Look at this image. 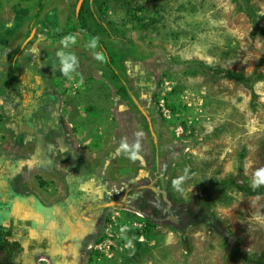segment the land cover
<instances>
[{
    "label": "rangeland",
    "instance_id": "374dc122",
    "mask_svg": "<svg viewBox=\"0 0 264 264\" xmlns=\"http://www.w3.org/2000/svg\"><path fill=\"white\" fill-rule=\"evenodd\" d=\"M77 1L0 0L18 42L0 64V252L23 243L40 264H264V190L242 189L264 167V78L224 76L264 75V0H86L108 60L82 37L83 84L52 69Z\"/></svg>",
    "mask_w": 264,
    "mask_h": 264
},
{
    "label": "clouds",
    "instance_id": "9594fccd",
    "mask_svg": "<svg viewBox=\"0 0 264 264\" xmlns=\"http://www.w3.org/2000/svg\"><path fill=\"white\" fill-rule=\"evenodd\" d=\"M86 36L87 39L84 43V48L90 52L93 59L101 64L107 63V56L100 49V37L98 35H91L86 32V30L80 29L75 32H68L63 35L58 41V50L55 53V65L52 66L53 71L58 69L59 73L67 78L68 80H74L79 77V83L83 84L84 75L81 70V62L79 56L73 50L78 41ZM123 147L127 150V145L124 144ZM139 143L134 145V151L130 153L129 158L133 161L137 158L139 151ZM264 186V167H260L255 170L253 174L252 187L255 189L257 187ZM173 187L177 191H181L180 183L177 181L173 182ZM129 231L128 226L124 225L120 228V238L125 241L124 248L130 249L134 252L135 237H128L127 232Z\"/></svg>",
    "mask_w": 264,
    "mask_h": 264
},
{
    "label": "trees",
    "instance_id": "16d2710c",
    "mask_svg": "<svg viewBox=\"0 0 264 264\" xmlns=\"http://www.w3.org/2000/svg\"><path fill=\"white\" fill-rule=\"evenodd\" d=\"M40 1L41 0H39V2ZM40 6L41 4L39 5V7ZM85 11H86V0H83L78 12L76 13V19H77L78 26L75 27L73 31H78L80 29H83V30H86L87 33L90 32V28H89L88 22L85 17ZM91 35H96V34H91ZM100 45L105 50V45L103 44L101 39H100ZM113 60L110 59V62L112 64L115 63L114 62L115 60L114 61ZM224 76L226 78L234 79L235 81L240 82L244 84L245 86H249V87L251 86L250 82L264 78V75H255V76L250 77V76L245 75V73L242 70L234 71V70H228V69L224 71ZM242 189L244 191V194L255 195V194L262 193L264 190V186H260L254 189L252 185H249L248 187H244Z\"/></svg>",
    "mask_w": 264,
    "mask_h": 264
},
{
    "label": "crops",
    "instance_id": "0c3cea01",
    "mask_svg": "<svg viewBox=\"0 0 264 264\" xmlns=\"http://www.w3.org/2000/svg\"><path fill=\"white\" fill-rule=\"evenodd\" d=\"M12 15H14V11L11 13V11H8L6 8H4L3 12H0V64L2 62H6L9 59L8 55L13 53L18 43L16 41L10 40V37L15 32V30L12 29V24L10 22ZM27 53L28 51L25 50L22 55H26ZM3 64L4 63H2V65ZM1 70L2 69L0 67V71Z\"/></svg>",
    "mask_w": 264,
    "mask_h": 264
},
{
    "label": "flooded vegetation",
    "instance_id": "af4514ba",
    "mask_svg": "<svg viewBox=\"0 0 264 264\" xmlns=\"http://www.w3.org/2000/svg\"><path fill=\"white\" fill-rule=\"evenodd\" d=\"M10 244L4 247V250L0 252V254H6L0 261L1 264H40L35 259V253L31 252L30 247H23V243L13 246ZM7 252H12L14 254L7 255ZM52 264H54V259Z\"/></svg>",
    "mask_w": 264,
    "mask_h": 264
},
{
    "label": "water",
    "instance_id": "95a60500",
    "mask_svg": "<svg viewBox=\"0 0 264 264\" xmlns=\"http://www.w3.org/2000/svg\"><path fill=\"white\" fill-rule=\"evenodd\" d=\"M82 1H83V0H78V1H77V6H76V9H77V10H76V11H78V9L80 8V5H81Z\"/></svg>",
    "mask_w": 264,
    "mask_h": 264
}]
</instances>
